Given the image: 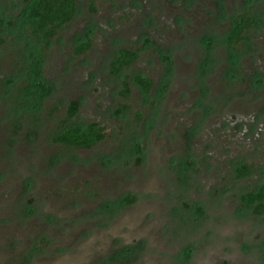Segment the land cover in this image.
I'll list each match as a JSON object with an SVG mask.
<instances>
[{
  "label": "rangeland",
  "instance_id": "rangeland-1",
  "mask_svg": "<svg viewBox=\"0 0 264 264\" xmlns=\"http://www.w3.org/2000/svg\"><path fill=\"white\" fill-rule=\"evenodd\" d=\"M26 13L0 0V264H264L241 201L264 185V0H76L48 46ZM121 48L138 57L114 74ZM92 122V148L52 141Z\"/></svg>",
  "mask_w": 264,
  "mask_h": 264
},
{
  "label": "trees",
  "instance_id": "trees-1",
  "mask_svg": "<svg viewBox=\"0 0 264 264\" xmlns=\"http://www.w3.org/2000/svg\"><path fill=\"white\" fill-rule=\"evenodd\" d=\"M25 3L27 5L26 17L30 22L29 33L36 38V43L39 46H48L60 29L73 19L76 11V0H25ZM91 10H95L93 3H91ZM233 23L232 30L226 39L229 45L235 44L242 38L243 30L249 20L241 16L235 18ZM1 28L3 27L0 20ZM0 41H2L1 38ZM90 45V41H82L76 45L74 52L82 55L89 49ZM36 57L39 60L40 56L38 54ZM137 57L136 51L126 48L119 49L110 64V71L114 74H119L134 63ZM32 71L38 75L36 64H34ZM132 81L145 93L150 92L153 86V81L150 78L141 75L133 76ZM122 85V93L124 95L129 94L130 84L128 76L123 77ZM78 108L79 105L76 101L69 103L63 124L69 122L76 115ZM105 137V127L98 122H92L82 128L66 127L57 132L53 136L52 141L71 148L88 149L104 140ZM250 171L251 167L246 164L236 168L237 176H244ZM124 200L126 203L130 201L128 197ZM241 201L244 206L251 207L254 213H264V185L258 187L256 191L244 193L241 196ZM126 250L128 251L129 249L126 248Z\"/></svg>",
  "mask_w": 264,
  "mask_h": 264
},
{
  "label": "flooded vegetation",
  "instance_id": "flooded-vegetation-1",
  "mask_svg": "<svg viewBox=\"0 0 264 264\" xmlns=\"http://www.w3.org/2000/svg\"><path fill=\"white\" fill-rule=\"evenodd\" d=\"M237 17H241V16H237ZM236 16L232 19V26H233V22H234V19L235 18H237ZM249 27V23L246 25V27L244 28V30L246 29V28H248ZM231 30H232V27H230V30L228 31V33H227V37H228V35L230 34V32H231ZM244 30H243V32H244ZM257 71V70H256ZM263 77V78H262ZM251 78H252V82L254 83L253 85H254V87L255 88H259V87H261L262 85H263V79H264V73H263V71H257V72H255V75L253 74V76H251Z\"/></svg>",
  "mask_w": 264,
  "mask_h": 264
}]
</instances>
